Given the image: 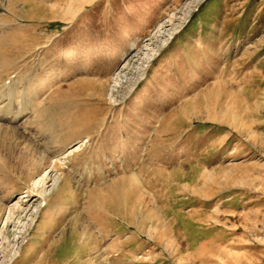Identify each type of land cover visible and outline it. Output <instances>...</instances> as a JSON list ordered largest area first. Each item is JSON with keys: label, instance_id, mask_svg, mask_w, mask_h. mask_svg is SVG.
<instances>
[{"label": "rangeland", "instance_id": "1", "mask_svg": "<svg viewBox=\"0 0 264 264\" xmlns=\"http://www.w3.org/2000/svg\"><path fill=\"white\" fill-rule=\"evenodd\" d=\"M0 264H264V0H0Z\"/></svg>", "mask_w": 264, "mask_h": 264}, {"label": "bare ground", "instance_id": "2", "mask_svg": "<svg viewBox=\"0 0 264 264\" xmlns=\"http://www.w3.org/2000/svg\"><path fill=\"white\" fill-rule=\"evenodd\" d=\"M49 170V169H48ZM46 173H48V172H45V173H43L44 174V176L43 177H40V179H38L35 183H34V185H40V184H43V182H44V177H45V175H46ZM46 184V183H45ZM134 190L136 189V188H133ZM33 191V190H32ZM18 203V204H17ZM16 204H17V206H21V204L19 203V202H17ZM14 214V213H13ZM7 217H9V215L7 216ZM8 219V218H7Z\"/></svg>", "mask_w": 264, "mask_h": 264}]
</instances>
